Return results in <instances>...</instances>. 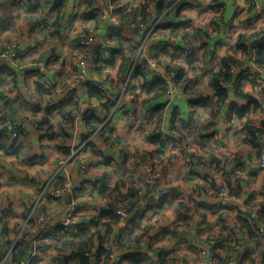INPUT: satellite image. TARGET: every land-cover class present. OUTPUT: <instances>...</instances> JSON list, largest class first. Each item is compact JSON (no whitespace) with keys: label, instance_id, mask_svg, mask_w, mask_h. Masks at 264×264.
<instances>
[{"label":"crops","instance_id":"1","mask_svg":"<svg viewBox=\"0 0 264 264\" xmlns=\"http://www.w3.org/2000/svg\"><path fill=\"white\" fill-rule=\"evenodd\" d=\"M85 1L0 0V35L11 32L20 41L19 53L28 65L15 75L12 69L1 73L0 109L7 121L39 119L49 111L38 93L42 83L36 65L40 61L48 59L56 79L63 80L72 73V60L88 52L87 79L78 85V112L93 111L118 140L114 145L96 133L89 135L84 118L74 121V132L67 137L29 121L20 122L22 136L12 143L18 157L0 150V264L12 262L6 253L10 249L12 253L18 243L32 246L27 253L30 264H65L72 259L71 239L78 232L86 234V242L96 253L101 242L105 244L112 235L107 236L102 227L108 221L102 212L111 205L115 211L124 208L131 214L128 242L134 248L126 252L136 256V261L129 258L123 264H212V260L225 264L234 253L239 264H264V234L257 231L264 229V170L260 150L246 141L245 130L250 122L264 131V71L254 63V49L240 46V37L264 33V15L256 14L258 8L264 9V0H157L156 9L147 8L148 0H119L120 10L135 11V17L130 14L123 24L122 33L132 46L145 41L151 24L158 23L144 55L151 43L166 37L193 48L192 57L170 51L165 55L171 67L181 72V87L171 96L155 99L156 90L150 91L144 79L136 76L131 81V90L137 94L136 121L122 114L113 116L107 103L88 99L87 83L120 78L124 84L128 73L122 72L119 57L113 66L104 64L117 49L110 40L116 28L98 23ZM142 12L146 30L137 28ZM93 34L98 38L90 47H73L80 36ZM227 57L244 67L256 66L258 72L253 71L248 79L249 70L234 66L232 80L224 84L227 100L219 107L211 76L220 73ZM174 72H160L168 88L176 79ZM232 105L249 110L238 117ZM50 108L51 121L68 110L65 104H51ZM214 111L217 113L212 115ZM173 123L178 137L161 141ZM92 137L95 145L83 156L87 171L81 173L71 156ZM4 142L0 134V145ZM32 158L35 160L28 163ZM146 164L163 173L152 190ZM65 184L69 189L63 193L62 203L47 192L51 185L62 189ZM222 187L228 189L232 201L217 209ZM38 204L48 215L44 221L35 212ZM73 205L82 206L76 215L78 226L67 229L59 224ZM244 221L257 237L243 226ZM80 243L78 238L74 244L79 247ZM196 245L206 249L205 257L195 250ZM92 264L99 263L94 259Z\"/></svg>","mask_w":264,"mask_h":264},{"label":"built area","instance_id":"2","mask_svg":"<svg viewBox=\"0 0 264 264\" xmlns=\"http://www.w3.org/2000/svg\"><path fill=\"white\" fill-rule=\"evenodd\" d=\"M145 5L147 8H157L158 1L157 0H148ZM122 8V5L119 4V0H101V2L94 3L93 6L90 8V11L93 13V15H96V17L100 18V23H104L105 25L112 26L119 30L120 32L125 31V27L121 22V19L118 15V11ZM144 8V6H143ZM256 14L258 16L264 15V9L258 8L256 10ZM139 23L137 25L138 29L146 30V23L147 20H144V14L143 12L140 15ZM230 24H228L229 26ZM157 26L158 23L154 24L152 23L150 28L147 30V36L145 41H141V44L139 45V54L135 61V63L132 65L128 75H127V81L125 84H121L119 82V79H105L104 81L100 83H96L95 86L99 91L103 94L104 99L103 102H109L114 104L112 115L116 114H122L126 118L129 119V121H136L137 120V112H136V106L132 101V96H128V88H130L131 81L137 76L138 73H145L146 74V80L149 82H153L156 78V75H160V72L163 70L161 66L158 65L157 60L154 58L156 54H159L161 50L167 49L168 51L179 54V55H191L193 53V48L184 45L176 43V40L173 37H166L164 40L159 42L151 43V46L149 48V51H147V54L144 55L146 51V42L150 40L151 37H153L157 32ZM230 27V26H229ZM98 38L97 34H93L91 36H88L81 40V45L84 48L90 47ZM264 33H261V35H256L251 39V41L257 40L260 41L261 44L264 46ZM20 49V41L14 39L11 41L10 45H7L5 47L0 46V63H10L11 66L18 68V70L25 69L28 65L27 64H19L18 58L21 57L19 53ZM255 55L258 52V47L254 49L253 51ZM80 56V55H79ZM146 59L147 65L143 62V60ZM257 58L255 57L254 63L256 64ZM257 66V65H256ZM256 66H252L257 68ZM37 70L40 74L41 83L44 85H47L48 87H52L55 85V82L57 81L56 76L52 72V66L47 60L40 61L37 65ZM87 61L85 57L80 56L78 61L76 62L75 67H73L72 73L70 74L69 78L62 81L60 80L59 83L54 87L55 88V102L56 104L65 103L68 100H75L78 97V85L81 84L83 81L87 79ZM244 69L246 67H241L240 69ZM235 70V67H232L231 72L233 73ZM249 74L248 79H251V75H253V71L249 68ZM258 70V68H257ZM23 85V83H22ZM225 87V85H224ZM179 88L176 85V82L174 79L171 80V87L167 89L166 95L171 96L175 91H177ZM90 114H93V111L89 112ZM96 116V115H95ZM112 116V117H113ZM97 117V116H96ZM83 120V116L80 113H77L75 115V121L81 122ZM104 122L102 123L103 126ZM106 124V123H105ZM7 131L10 137V142L15 143L18 141L22 136V130L19 127V125H9V123L6 121V117L4 112L0 109V132ZM257 138L259 140V144L262 146L261 148V156L259 158L260 160V166L264 170V131L258 132ZM177 133H174L169 127L165 133L161 136V138L168 142L171 138H177ZM93 137L87 139L84 141L81 146H79L75 154H73L72 157L79 156L81 150L90 142L93 141ZM73 159V160H74ZM77 163L79 165V169L81 173H85L87 171V165L84 164V159L80 157L77 160ZM146 170L151 174L149 178L148 187L149 189H153L157 186L159 181L163 177V173L159 170L153 169L152 165L146 164ZM69 189V185L65 184L62 189H53L50 191V194L60 203H62V196L65 191ZM232 201V196L229 195L228 189L225 187H222L220 189L217 202L215 204V207L217 209L224 208L228 206ZM82 208L81 205H73L67 219L60 223L59 225H65L68 228L77 227V221H76V215L78 214V210ZM35 212L37 213V217L40 221H44L47 219L48 215L40 206L39 204L35 207ZM117 215L120 218V226L115 235L112 236V240L110 243L105 245L106 252L109 253L108 258V264H122L123 259L122 256L127 251L129 247L126 245L124 248H126L124 251H119V246L124 244V240L129 234V230L131 228V214L126 211L124 208H119L117 210ZM57 225V226H59ZM260 229V228H259ZM260 234H264V229H260L258 231ZM29 236L26 235V238ZM144 245V243H142ZM195 250L200 253L203 257L206 256L207 251L206 249L202 248L199 245L195 246ZM32 259H27L26 261H22L20 263L11 262V264H30ZM241 260L238 258L237 254L230 255L228 261L225 264H239ZM212 264H216V261L212 260Z\"/></svg>","mask_w":264,"mask_h":264},{"label":"trees","instance_id":"3","mask_svg":"<svg viewBox=\"0 0 264 264\" xmlns=\"http://www.w3.org/2000/svg\"><path fill=\"white\" fill-rule=\"evenodd\" d=\"M85 3L92 7L94 4V1L93 0H86ZM59 8H61V6H59ZM59 12H60V9H59ZM127 13L128 12H123L122 10L118 11V15H119L120 19L122 20L121 21L122 24H127V22L129 21V18H130V14H133L135 17V11L130 12L129 14H127ZM91 14H93V13L91 12ZM143 14H144V20H145L146 15H145V13H143ZM111 35L112 36H110V40L116 43L117 49H115L113 51L114 52L112 54L113 59H111V60L105 59V60H103V62L107 66H113L115 64V57H119L122 60V72L127 71L126 72V74H127V73H129L132 65L135 63V61L138 57L139 45L137 47H135V46H132L130 43H127L126 39L123 38L122 32H120L119 30H116V29L113 30ZM256 35H261V33L254 34V35H251L249 37H240V43L242 44L240 46H241V48H243L245 50H248L251 47L253 49L255 47L256 48L258 47V52L256 54V58H257L256 65L261 71H264V46L262 44H259V41H257V40L251 41V39L253 37H255ZM84 38H86V37H84ZM84 38H83V35L80 36L79 39L77 40V42L73 45V47L74 48H78V47L84 48L81 45V40ZM162 53H164V57H163ZM168 53L169 52L167 49H163L160 51L159 54H156L154 56V58L157 60L158 65L161 66L163 69H166L169 72H174V71L177 72L176 69H178V68L174 67V66L171 67L170 63H168L166 61L165 55L166 54L168 55ZM192 56H193V53L191 55L186 56V57H192ZM18 61H19V64H22V65L25 64L22 60V57H19ZM47 61H48V59H47ZM86 61H87V59H86ZM99 61H100V58H97L96 62L99 63ZM7 64L8 63H0V82H2L1 81L2 80L1 73L3 72V70L12 69L13 72L11 74H13V75H15L16 72L20 71V70H18V68H15L13 66L8 67ZM234 66H237L240 68L243 67V65L241 63L237 62L235 59H233L231 57L224 58L221 62L220 73L212 74V76H211V87L213 88L216 96H218V101L216 102V104L219 107H221L220 104L224 103L227 100L228 92H227V89L224 87V84H228L232 80L231 69ZM176 72H174L176 74L175 82L181 87V85L179 84L181 72L179 70L177 73ZM136 75H137V77L144 79L145 85L151 89V90L149 89L150 91L154 92V90H156V94H154L155 99L159 98L163 94H166L167 89H168L167 82L160 75H156V78L153 82L147 81L146 80V74L143 72L138 73ZM59 81H60V79L57 80L55 82V85L52 87H48L47 85H44V84H41L38 87V93L42 95L41 98L46 100V104L49 106V107H47L49 111H45V114L41 115V118H39V119H37L36 116H34L35 119L30 120V119L24 118L23 120L16 122V123L15 122H8L6 119V121L9 123V125H19V127L22 130L21 123L25 122V121H29V123L31 122L32 124H38V125L42 126L43 129H46L48 132H52L53 134L57 131L62 132L65 137H67L72 132H74L75 115L79 112L81 113V110H80L81 105L77 104L78 100H79L78 97L75 100H68L65 103L57 104V105L65 104V106L68 107L67 111L59 114L60 119H58V120L56 119V121H51L48 119L51 116V113H50L51 104H53V105L56 104V102H55V88L54 87L59 83ZM82 83H84V81ZM86 88H87L86 89L87 96H88V99L90 101L91 100H97L99 102L103 101L104 96L99 91V89H97V87L95 85L87 83ZM127 95L132 96L133 102H137V100H136L137 94L135 93V91L131 90V87L128 88ZM239 96L242 97V94L241 95L239 94ZM250 102H254V101L252 99H250ZM107 104H105L107 106L106 108H108L109 112L112 111L114 104L109 103V102ZM231 109L234 110V112L236 113V115L238 117L244 116L245 113L249 110L246 107L240 108L236 105H232ZM34 110H36V109L32 108V111H34ZM34 113L36 114L38 112L34 111ZM216 113L217 112L214 111L212 113V115H215ZM82 116L84 118V122L87 124V128L89 130V135L96 133L97 135L101 136L102 138H105L106 141L111 140L114 145L116 144V142H118L117 139L113 138V135L109 133V131L106 129V127L102 125L103 122L101 120H99L95 116L94 113L90 114L89 112L88 113L84 112V113H82ZM171 129L173 132L176 130V125L174 123L172 124ZM245 130H246V133L248 135V138L246 139V141L248 143L254 145V146H257L260 150L259 153L261 156L262 146L259 144V140H258L256 134L258 132H262V130L257 129V127L253 123H250V122L246 123ZM0 134L4 137L5 142H6V143L4 142L0 145V150L3 151L6 156L18 157L19 152L15 151V146H13L14 143L12 144L10 142L11 139L9 137L8 132L3 131V132H0ZM160 140L164 141L161 137H160ZM9 142H10V144H9ZM94 145H95L94 142L88 143L81 150L80 155L75 157L74 161L77 162V160L80 157H82L84 159L83 156L86 154L87 149L89 147H93ZM62 146H61V148H62ZM62 149H64V148H62ZM19 158H20V154H19ZM34 160H35L34 158L28 159V163H32ZM22 163H24L23 160H22ZM126 211H128V210H126ZM102 217H107V219H108V221L103 223L102 227L105 229V233L107 234V236L109 234L110 235L112 234L111 236L109 235L110 236L109 240L105 244H102V242H101L102 245L100 244V246L96 250V253H93L92 247L86 242V239H85L86 234L83 232L76 233L75 236L73 235V238L71 240L74 243H76L78 238H80L81 239L80 246L76 247L74 243L72 244V247H71V249L73 250L72 259H71V261L65 262V264H92V261L94 259L96 260V263L98 262L99 264H108L109 253L106 252L105 245L111 242L112 236L115 235V233L119 229L120 218L117 215V211H115V208L113 207V205L109 206L106 210H104L102 212ZM114 226H116V228ZM243 226H245V228L249 231V233L253 236V238L257 237L255 231L252 230L251 224L244 221ZM99 227H100V225H99ZM259 230L260 229L258 228L257 231H259ZM129 237H131V228L129 230V234L127 235V237L124 240V244L119 246V249H118L119 251H124L126 249V248H124L126 245L129 247L128 249H126L127 251L134 248L133 244H131V242H128L130 239ZM31 248H32V246L29 244L18 243L16 245V247L13 249L12 253H11V251H10L11 249H10L6 253V255H9L8 260L10 259V257H12L13 262L20 263V262L24 261L23 258L27 259V257H28L27 253ZM6 255H4V256H6ZM129 258L133 259V261H136V256L127 255V252H125L124 255L122 256L123 263L125 260H127ZM8 260H7V262H8ZM4 264H6V262Z\"/></svg>","mask_w":264,"mask_h":264},{"label":"rangeland","instance_id":"4","mask_svg":"<svg viewBox=\"0 0 264 264\" xmlns=\"http://www.w3.org/2000/svg\"><path fill=\"white\" fill-rule=\"evenodd\" d=\"M146 15V14H145ZM97 19H98V23H100L101 21H100V18L99 17H97ZM104 24V23H103ZM84 38V37H83ZM12 40H14L13 38H12V36H11V32H10V34L8 35V36H6V37H3V35H0V46H2V47H5V46H7V45H10L11 44V41ZM82 57H85L86 59H87V57H88V52L86 53H84V54H82ZM80 58V56H77L75 59H73L72 60V62H73V64H72V67H75V65H76V62L78 61V59ZM164 71H165V69H164ZM69 76H70V74L69 75H65V78L62 80V81H64V80H66V79H68L69 78ZM120 79V78H119ZM126 83V82H125ZM124 83V84H125ZM176 85H177V87H178V84L176 83ZM82 88V86L80 85L79 86V89H81ZM179 88V87H178ZM74 154H75V152H74ZM73 156V155H72ZM71 156V160H73L74 159V157H72ZM51 187H52V185H51ZM50 186H49V189H48V193H50V191L51 190H53L54 188H51ZM41 206V205H40Z\"/></svg>","mask_w":264,"mask_h":264},{"label":"water","instance_id":"5","mask_svg":"<svg viewBox=\"0 0 264 264\" xmlns=\"http://www.w3.org/2000/svg\"><path fill=\"white\" fill-rule=\"evenodd\" d=\"M263 40H264V39H263ZM147 55H148V54H147ZM143 62L147 65V61H146V59H144ZM248 69H249V67H246V68H244L243 70L246 71V70H248ZM250 69H251L252 71H254L255 73L258 72L257 68H255V67H250ZM209 258H210V254H208L207 260H209Z\"/></svg>","mask_w":264,"mask_h":264},{"label":"clouds","instance_id":"6","mask_svg":"<svg viewBox=\"0 0 264 264\" xmlns=\"http://www.w3.org/2000/svg\"><path fill=\"white\" fill-rule=\"evenodd\" d=\"M259 44H261V42H260V41H259ZM255 48H256V47H255ZM255 48H254V49H255ZM85 81H86V80H85Z\"/></svg>","mask_w":264,"mask_h":264}]
</instances>
